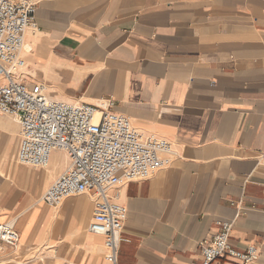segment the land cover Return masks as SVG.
Returning <instances> with one entry per match:
<instances>
[{
    "label": "crops",
    "instance_id": "obj_1",
    "mask_svg": "<svg viewBox=\"0 0 264 264\" xmlns=\"http://www.w3.org/2000/svg\"><path fill=\"white\" fill-rule=\"evenodd\" d=\"M32 1L24 81L52 100H109L173 149L169 166L109 190L127 210L117 264H195L199 242L224 221L231 244L255 245L258 256L212 264H264V0ZM19 143V124L0 113V222L30 214L45 223L36 248L47 264H89L105 252L87 230L90 194L42 203L68 155L55 150L46 167H32L18 162ZM11 249L0 242V264H11Z\"/></svg>",
    "mask_w": 264,
    "mask_h": 264
},
{
    "label": "built area",
    "instance_id": "obj_2",
    "mask_svg": "<svg viewBox=\"0 0 264 264\" xmlns=\"http://www.w3.org/2000/svg\"><path fill=\"white\" fill-rule=\"evenodd\" d=\"M36 3L32 0H0V113L20 126L17 160L32 167H46L51 153L65 152L69 167L46 189L42 200L58 207L69 197L88 193L93 199L88 232L103 237L106 264H117L122 242L126 207L116 201L111 188L144 180L170 165L171 143L133 126L130 119L100 105L49 99L39 83L22 76L25 62L24 34L35 30ZM219 230L199 242L200 258L195 264H212L216 259L235 258L241 263L255 260L258 248L231 244L232 222H217ZM19 234L11 222H0V242L14 248ZM67 264V263H63Z\"/></svg>",
    "mask_w": 264,
    "mask_h": 264
},
{
    "label": "rangeland",
    "instance_id": "obj_3",
    "mask_svg": "<svg viewBox=\"0 0 264 264\" xmlns=\"http://www.w3.org/2000/svg\"><path fill=\"white\" fill-rule=\"evenodd\" d=\"M27 215L28 214H25V215L21 216L17 220V222L15 223V225L13 224L14 229L20 231L19 241L17 242V244H19L21 241H23V244H22V246H23V251L22 252L23 253L21 252V254H19V255L12 254L11 257H10V259H9V261H11V264H32L33 263V260H35V263H33V264H47L48 262H45L44 255L43 254H39V250L40 249L39 248H36L37 245L40 244V242H41V241H39V237H34V238L31 239V236L30 237H24V235H23L26 227H25V223L24 224H21V222L24 219V217H26ZM27 224H28V222H27ZM57 230L58 229H54V235H53V237L55 236ZM34 240H36V243H34V247H32L33 245L25 246L28 242L34 241ZM53 240L54 239H52V241ZM51 243H53V242H51ZM14 248H12L11 250H14ZM33 249L36 250V253L35 254H32L33 255L32 256L33 258L25 259L24 256L22 255V254H24V251L26 250L25 252H27V251L33 250ZM61 253H62V251H59V250L54 251V252H52V257L56 258V257H58V254H61ZM103 253L104 252H97L96 254H94V257L93 258H92V255H89L88 258L91 257V260H90L89 264H102L103 263V260H104V254ZM86 257L87 256H84L83 259H82V261ZM1 259L5 260L4 258H0V260Z\"/></svg>",
    "mask_w": 264,
    "mask_h": 264
},
{
    "label": "bare ground",
    "instance_id": "obj_4",
    "mask_svg": "<svg viewBox=\"0 0 264 264\" xmlns=\"http://www.w3.org/2000/svg\"><path fill=\"white\" fill-rule=\"evenodd\" d=\"M42 203L48 208L52 207V206L46 204L44 201ZM27 222H28V224H27ZM11 223L14 224V221H12ZM24 223H25V227L26 228H25V231H24L23 235H24V237H30L31 236V239L34 238V237H39V235H40V233L42 231V228H43L41 226H44V224H45V223H43V221L41 223H37L35 218L33 219L32 217H30V214H28L26 217H24V219L22 220L21 224H24ZM54 229L52 231V236L54 235ZM18 241H19V237H18ZM22 244H23V241H21L19 244H16V247L13 250V254L14 255L21 254V252L23 251ZM32 247H34V245ZM97 252H99V251L98 250L94 251V254H96Z\"/></svg>",
    "mask_w": 264,
    "mask_h": 264
}]
</instances>
